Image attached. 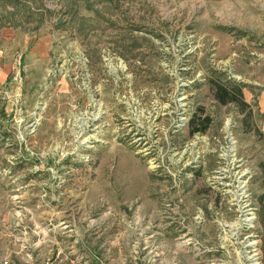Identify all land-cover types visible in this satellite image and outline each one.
I'll return each instance as SVG.
<instances>
[{
    "label": "rangeland",
    "instance_id": "374dc122",
    "mask_svg": "<svg viewBox=\"0 0 264 264\" xmlns=\"http://www.w3.org/2000/svg\"><path fill=\"white\" fill-rule=\"evenodd\" d=\"M5 29L0 264H264V0H0Z\"/></svg>",
    "mask_w": 264,
    "mask_h": 264
},
{
    "label": "trees",
    "instance_id": "16d2710c",
    "mask_svg": "<svg viewBox=\"0 0 264 264\" xmlns=\"http://www.w3.org/2000/svg\"><path fill=\"white\" fill-rule=\"evenodd\" d=\"M232 87H230L228 84H222V83H217L216 85V97L217 99L221 102V103H228V102H233V101H237V102H243V99L239 100L235 97H233L231 95V91H233L231 89ZM236 88V90L242 95V89L240 87H234ZM199 117H201L199 119V121L196 123V117H192L191 121H190V132L191 134H195V133H205L207 131V129L209 128L210 124H211V117L210 115H206L205 117H202V115H200Z\"/></svg>",
    "mask_w": 264,
    "mask_h": 264
},
{
    "label": "built area",
    "instance_id": "2783aa9c",
    "mask_svg": "<svg viewBox=\"0 0 264 264\" xmlns=\"http://www.w3.org/2000/svg\"><path fill=\"white\" fill-rule=\"evenodd\" d=\"M63 257L64 256L62 255V252L60 251L53 257V259L47 261L46 264H65ZM78 258L82 259L81 256ZM2 264H13V263L10 259L5 258L2 260Z\"/></svg>",
    "mask_w": 264,
    "mask_h": 264
},
{
    "label": "crops",
    "instance_id": "0c3cea01",
    "mask_svg": "<svg viewBox=\"0 0 264 264\" xmlns=\"http://www.w3.org/2000/svg\"><path fill=\"white\" fill-rule=\"evenodd\" d=\"M3 39L9 40V42H7V44L12 43V41L14 39L13 34L10 31H8L7 29H5L4 31H2L0 33V43H2Z\"/></svg>",
    "mask_w": 264,
    "mask_h": 264
}]
</instances>
